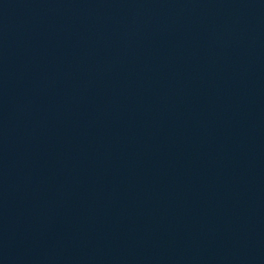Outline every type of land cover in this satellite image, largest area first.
I'll return each instance as SVG.
<instances>
[{
    "label": "water",
    "instance_id": "1",
    "mask_svg": "<svg viewBox=\"0 0 264 264\" xmlns=\"http://www.w3.org/2000/svg\"><path fill=\"white\" fill-rule=\"evenodd\" d=\"M77 264H264V0H12Z\"/></svg>",
    "mask_w": 264,
    "mask_h": 264
}]
</instances>
